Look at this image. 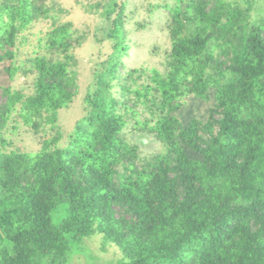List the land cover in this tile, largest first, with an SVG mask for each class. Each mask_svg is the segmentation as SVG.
I'll list each match as a JSON object with an SVG mask.
<instances>
[{"label": "trees", "instance_id": "trees-1", "mask_svg": "<svg viewBox=\"0 0 264 264\" xmlns=\"http://www.w3.org/2000/svg\"><path fill=\"white\" fill-rule=\"evenodd\" d=\"M51 1L0 0V264H73L96 236L119 264H264V19L248 22L253 1L163 5L162 69H130L127 2L108 0L96 41L112 51L92 66L68 132L60 112L79 94L86 34ZM129 120L162 151L141 157ZM22 131L37 150L15 144Z\"/></svg>", "mask_w": 264, "mask_h": 264}, {"label": "rangeland", "instance_id": "rangeland-1", "mask_svg": "<svg viewBox=\"0 0 264 264\" xmlns=\"http://www.w3.org/2000/svg\"><path fill=\"white\" fill-rule=\"evenodd\" d=\"M108 0H52L54 14L59 22H71L75 30L86 34L85 43L74 50L79 59L77 70L79 72V94L69 108L60 112L59 123L65 131H70L75 122L83 115V98L87 86L92 79L91 68L100 58L111 53L109 43L100 44L96 36H102L98 31L104 24V6ZM119 3L127 2L126 26L129 30V43L131 50L125 62L128 68H159L170 49L169 32L167 28V13L162 9L163 5L174 4V0H117ZM251 1V0H250ZM254 9L249 12L248 22H259L264 19V0H252ZM242 3V1H241ZM242 6L244 4L242 3ZM245 7V6H244ZM60 9L62 11H60ZM52 20L43 21L34 25L26 32L23 38L22 50L33 52L40 45L39 39L51 29ZM245 26V25H244ZM241 36V35H240ZM238 36L237 39L240 37ZM24 80L19 81V87ZM21 84V85H20ZM4 102L0 94V104ZM134 120L124 131V136L132 145L139 147L141 157L153 156L162 151V145L152 136L138 131L134 126ZM15 144L24 151H35L39 148L38 140L30 133L22 131V134L13 138ZM90 250L87 254H79L73 264H119L120 251L115 247L102 249L101 236H96L86 242Z\"/></svg>", "mask_w": 264, "mask_h": 264}]
</instances>
